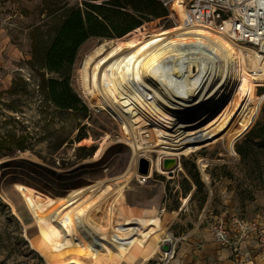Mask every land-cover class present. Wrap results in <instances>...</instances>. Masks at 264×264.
I'll return each mask as SVG.
<instances>
[{
    "label": "rangeland",
    "instance_id": "rangeland-1",
    "mask_svg": "<svg viewBox=\"0 0 264 264\" xmlns=\"http://www.w3.org/2000/svg\"><path fill=\"white\" fill-rule=\"evenodd\" d=\"M54 1H69L71 5L79 0ZM42 2L0 0V264H48L30 244L37 229L15 184L29 185L50 196H64L69 189L116 177L132 156L130 146L122 139L121 123L96 106L81 88L80 70L85 57L106 39L91 38L83 43L71 71L70 86L87 106L86 114L58 109L39 88V71L30 64V34L33 27L48 21ZM171 7L167 23L152 20L142 25V31L175 26L177 16ZM251 86V99L242 102V92L239 106L222 135L180 155V169L173 176L153 172L143 184L137 182L136 176L131 180L123 191L125 201L120 211L124 216L152 236H157L163 227L175 238L196 231L212 237L215 219L223 212L226 217L264 221V139L253 135L244 144V160L235 150L254 126H264V85ZM217 115V110L205 107L193 111L188 118L207 123ZM144 132L142 135L153 142L149 129ZM21 147L24 148L20 150ZM156 156V152L150 153L151 159ZM184 160L195 163L204 183L207 200L201 206L202 193L192 197V182L186 195L182 190L183 179L188 178L182 167ZM110 205L108 199L107 208ZM180 245L181 242L167 262L159 250L148 261L135 264H177ZM109 262L104 257L100 262L85 261Z\"/></svg>",
    "mask_w": 264,
    "mask_h": 264
},
{
    "label": "bare ground",
    "instance_id": "bare-ground-1",
    "mask_svg": "<svg viewBox=\"0 0 264 264\" xmlns=\"http://www.w3.org/2000/svg\"><path fill=\"white\" fill-rule=\"evenodd\" d=\"M171 8L175 26L106 39L85 55L80 70L82 92L121 123L122 139L132 150L126 169L114 178L69 189L64 196L14 185L37 229L30 244L48 264H86L103 257L110 264H135L158 254L160 242L172 241L171 234L162 227L152 236L120 211L139 158L157 153L146 179L153 172L167 174L160 168L164 156L179 157L216 141L244 89L264 85V55L236 43L223 28L189 22L184 0H173ZM205 107L217 110L210 122L188 118ZM146 128L153 142L142 135ZM199 166L203 171L201 162Z\"/></svg>",
    "mask_w": 264,
    "mask_h": 264
},
{
    "label": "trees",
    "instance_id": "trees-1",
    "mask_svg": "<svg viewBox=\"0 0 264 264\" xmlns=\"http://www.w3.org/2000/svg\"><path fill=\"white\" fill-rule=\"evenodd\" d=\"M41 8L48 21L33 27L30 34V64L39 71V88L58 109L84 114L88 108L70 86L71 71L81 45L91 38L127 39L159 31L165 26L143 32L142 25L156 19L167 23L170 15L169 7L161 0H79L71 5L69 1L43 0ZM253 91L254 87L248 85L242 94V102L249 101ZM253 135L263 141L264 126H254L236 145L241 160L247 157L244 144H248ZM182 167L188 175L181 185L184 195L192 189V182L195 185L192 197L202 193L200 206L203 205L207 194L195 163L184 160Z\"/></svg>",
    "mask_w": 264,
    "mask_h": 264
},
{
    "label": "built area",
    "instance_id": "built-area-1",
    "mask_svg": "<svg viewBox=\"0 0 264 264\" xmlns=\"http://www.w3.org/2000/svg\"><path fill=\"white\" fill-rule=\"evenodd\" d=\"M161 2L170 7L173 0ZM184 7L189 22L223 28L236 43L253 47L257 56L264 55V0H184ZM136 180L139 184L147 181L145 176L138 175ZM211 230L213 241L219 247L238 252L242 243L251 241L264 254V221L220 216ZM171 244L174 252L172 241ZM160 254L167 262L174 253L170 257L168 252Z\"/></svg>",
    "mask_w": 264,
    "mask_h": 264
},
{
    "label": "crops",
    "instance_id": "crops-1",
    "mask_svg": "<svg viewBox=\"0 0 264 264\" xmlns=\"http://www.w3.org/2000/svg\"><path fill=\"white\" fill-rule=\"evenodd\" d=\"M220 216L226 217V213L223 212ZM220 216L216 217L215 220ZM230 216L228 215V217ZM171 237L174 244V256L176 247L181 242L177 254V264H264V254L260 253L251 241L242 243L239 251L233 252L227 247L216 245L211 235L197 231L195 234L190 232L179 238L172 235ZM255 251L259 254H256Z\"/></svg>",
    "mask_w": 264,
    "mask_h": 264
},
{
    "label": "water",
    "instance_id": "water-1",
    "mask_svg": "<svg viewBox=\"0 0 264 264\" xmlns=\"http://www.w3.org/2000/svg\"><path fill=\"white\" fill-rule=\"evenodd\" d=\"M180 156H164L160 161V168L167 172L169 176H173L175 170L180 169ZM152 170V160L146 157H140L136 164V173L139 176L148 175ZM160 252H171L172 244L169 240L160 242Z\"/></svg>",
    "mask_w": 264,
    "mask_h": 264
}]
</instances>
